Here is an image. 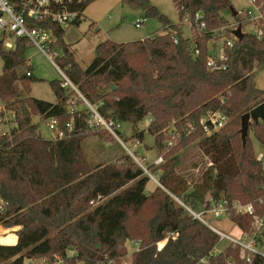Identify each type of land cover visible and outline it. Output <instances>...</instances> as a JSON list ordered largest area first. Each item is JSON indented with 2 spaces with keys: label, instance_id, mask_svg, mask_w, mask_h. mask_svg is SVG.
Listing matches in <instances>:
<instances>
[{
  "label": "trees",
  "instance_id": "obj_1",
  "mask_svg": "<svg viewBox=\"0 0 264 264\" xmlns=\"http://www.w3.org/2000/svg\"><path fill=\"white\" fill-rule=\"evenodd\" d=\"M92 1L75 0L68 9L81 12L82 19ZM172 1L179 20L185 12L202 11L208 30L229 24L226 14L233 17L230 0ZM120 2L141 9L145 17H156L162 33L127 42L101 41L82 68L64 43L66 28L51 23L61 51L54 63L89 103H100L98 111L106 120L136 125L150 119L145 131L161 149H166L167 129L176 127L181 138L164 152L156 166L157 186L150 192L149 176L128 154L115 163L90 166L82 150L86 134L114 138L105 130L88 131L85 110L69 112L71 94L59 80L49 81L55 102L31 96V84L38 78L25 74L32 71L25 57L30 43L18 39L8 50L0 42V102L15 113L13 128L0 136V200L5 203L0 225L18 227L16 243H0V264L54 255L64 264L105 259L114 264H196L200 259L207 264H264V256L256 252L249 260L242 258L233 242L215 252L219 235L188 210L209 209V199L236 200L251 204L254 214L264 218V169L249 137L250 130L264 147V123H249L244 144L240 134L241 115L264 103V90L255 84L256 72L264 65V34L258 39L243 32L224 49V68L212 70L207 66L208 32L184 37L180 23L171 22L150 0ZM213 111L223 113L227 122L206 135L199 120ZM35 115L56 119L63 136L44 138ZM71 119L69 130L66 123ZM133 137L142 142L144 132ZM194 141L209 160L196 175L183 164L188 150L178 153ZM154 166H145L151 175ZM227 218L242 233L251 232V215L231 212ZM131 240L138 242V249L128 254L126 242ZM258 243H264L260 235Z\"/></svg>",
  "mask_w": 264,
  "mask_h": 264
},
{
  "label": "built area",
  "instance_id": "obj_2",
  "mask_svg": "<svg viewBox=\"0 0 264 264\" xmlns=\"http://www.w3.org/2000/svg\"><path fill=\"white\" fill-rule=\"evenodd\" d=\"M75 0H0V42L5 49H13L16 44V40H26L30 43V47L35 48L38 52L43 54L61 73L59 79L60 86L70 92L67 108L70 113H78L85 110L88 113V119L86 121V127L88 131L105 130L113 138L115 137L120 141V136L117 131L120 130L121 123L106 120L98 111L99 104H91L86 97L79 91V89L71 82L67 77L63 69L58 67L54 60L60 56V48L56 44V37L50 27L51 23H55L61 28L68 29L73 24L81 19V12L76 10H69L68 5ZM79 1V0H78ZM249 6L245 10V18L243 20L230 21L229 24L221 26L216 29H207L206 21L202 11H195L193 14L185 12L179 22L186 25L191 33H205L208 32L211 38L208 42L210 48V58L207 61V66L212 70L224 68V61L227 60V56L224 53L225 48H231L238 38L233 34V31L240 26L242 32L243 25L250 26L248 32L252 33L256 38H261L264 34V2L259 0H247ZM238 14V13H237ZM237 16V15H236ZM144 19V18H143ZM144 20L137 19L135 26L140 27ZM220 61V62H219ZM27 76L32 75L31 70H26ZM15 113L0 102V136L7 134L14 126ZM47 126L54 138H60L63 136L61 130L57 126L56 119L49 118L46 120ZM148 122L150 119L147 120ZM227 122V117L217 111L209 112L199 120V125L202 131L206 135H210L213 131H216L223 127ZM66 127L69 130L73 129V120L71 119L66 123ZM168 139L165 141L166 149L172 147L181 138L180 132L176 127L167 129ZM114 138V139H115ZM122 141V140H121ZM123 142V141H122ZM136 144L139 141L136 140ZM130 156L143 168L146 175L151 177V174L143 166L139 159L134 156L133 153H129ZM256 159L262 164L264 169V151L256 154ZM163 162V154L156 156L150 164L155 166ZM210 201V208L199 210L198 212L188 209L194 218L199 219L206 225L210 224L204 219V216L209 214L214 218L228 217L231 212L246 213L252 216V229L250 233H242L240 230L239 238H231L219 231L211 228L219 235V242L216 245L215 252H219L221 247L220 242L228 241L236 243L240 246L241 257H246L249 260L250 253L256 252L264 256V243H258V236L264 226V218H258L254 214V209L251 204H242L239 201L227 202L226 200H220L215 202L212 199ZM92 203V201H91ZM4 202L0 200V212L3 211ZM166 240V239H165ZM162 242V241H161ZM161 242L158 243V247H162ZM138 249V242L133 241ZM134 251V250H133ZM72 253L73 251L70 250ZM132 251H128L130 254ZM40 264H64L62 259L56 255L52 259L38 258ZM98 264H114L113 259H105ZM196 264H207L206 259H200Z\"/></svg>",
  "mask_w": 264,
  "mask_h": 264
},
{
  "label": "rangeland",
  "instance_id": "obj_3",
  "mask_svg": "<svg viewBox=\"0 0 264 264\" xmlns=\"http://www.w3.org/2000/svg\"><path fill=\"white\" fill-rule=\"evenodd\" d=\"M230 2L238 13V19L243 20L246 16L245 10L249 6L248 1L230 0ZM150 3L156 6L171 22L180 23L182 35L190 38L191 30L186 25L179 22L178 12L172 0H150ZM226 16L230 21L235 20L234 17H230L227 14ZM137 19L144 20L140 27L135 26V21ZM91 22L94 23L90 25ZM242 29L244 32H248L250 26H245L244 24ZM160 32L161 23L159 20L153 16L145 17L141 9L122 4L120 0H93L84 10V18L81 19L80 24L66 29L63 40L69 50L73 52L74 61L82 68H85L93 59L95 47L101 41L106 39L114 42L134 41ZM25 56L28 63L32 66L33 75L38 78L37 81L31 84L30 95L49 102L55 101L56 98L49 85V81L59 80L61 78V73L33 47H28L26 49ZM1 73L2 60L0 58V74ZM255 84L258 88L264 90V65L256 72ZM75 86L78 88L77 85ZM80 92L84 95L82 91ZM147 120L148 119L144 118L136 125H132L129 122L121 123L119 136L123 142L121 140L118 141L115 137L114 140H110V138L105 136L101 137L94 134H86V137L82 141V150L89 165L95 166L97 164L115 163L117 160L124 159L125 154L129 155V153H133L143 166L150 165L152 159L158 155L164 154L166 149H161L156 146L153 136L146 133L145 128L148 123ZM34 121L39 124L40 134L46 139H52L53 135L47 126V121L41 119L39 115L34 116ZM138 131L144 132V139L142 142H139V144H136L137 139L133 137V134ZM249 137L252 139L255 154L261 152L259 144L250 130ZM183 150H188L187 157L183 161V164H186L185 170H188L191 174L196 175L203 166L209 164L208 158L201 156L199 150L196 148L195 141L189 143L185 148L179 149L178 153L182 154ZM143 153L146 154V157L141 156ZM192 162H197L198 165L191 168L190 164ZM149 169L153 175L149 177V181L146 185L147 192L152 191L155 185L157 186L156 180L160 172L156 166L150 167ZM175 203L177 204L179 201ZM148 209L144 210L142 214L147 215ZM199 210H202V207L195 211L198 212ZM204 219L212 228L220 233L234 239L240 237V229L227 217L214 218L212 215L207 214L204 216ZM263 228L264 226L262 229ZM16 230H18L17 226L7 228L0 225V243L5 242L2 239H9V234L16 235ZM132 242V240L126 242L128 251L136 249V245ZM228 244V241H223L219 243V246L223 249ZM23 264H40V260L25 259Z\"/></svg>",
  "mask_w": 264,
  "mask_h": 264
},
{
  "label": "water",
  "instance_id": "obj_4",
  "mask_svg": "<svg viewBox=\"0 0 264 264\" xmlns=\"http://www.w3.org/2000/svg\"><path fill=\"white\" fill-rule=\"evenodd\" d=\"M229 10L233 16L237 15V11L235 10V8L233 6H230ZM233 34L238 39L242 38L243 32H242L240 26H238L233 31ZM113 88L114 87L112 86V89ZM250 122H255V123L262 122V123H264V103H260V104L256 105L255 107L250 109L248 112H245L244 114L241 115V117H240V124H241L240 134H241L243 144L245 143V140H246V136L248 133Z\"/></svg>",
  "mask_w": 264,
  "mask_h": 264
},
{
  "label": "crops",
  "instance_id": "obj_5",
  "mask_svg": "<svg viewBox=\"0 0 264 264\" xmlns=\"http://www.w3.org/2000/svg\"><path fill=\"white\" fill-rule=\"evenodd\" d=\"M236 10V9H235ZM83 15H84V12H83ZM234 17V16H233ZM35 49V48H34ZM36 50V49H35ZM37 51V50H36ZM38 52V51H37ZM40 53V52H39ZM41 54V53H40ZM42 56H44L43 54H41ZM26 57V56H25ZM45 57V56H44ZM46 58V57H45ZM27 59V58H26ZM47 59V58H46ZM48 60V59H47ZM28 61V60H27ZM49 61V60H48ZM50 62V61H49ZM51 63V62H50ZM52 66H54L53 64H52ZM55 67V66H54ZM53 102H55V101H53ZM148 122V121H147ZM148 124V123H147ZM136 139V138H135ZM154 140V139H153ZM259 144V143H258ZM259 148H260V151H264V147L262 146H260V144H259ZM146 154H141V156H145ZM146 157V156H145ZM154 159V158H153ZM152 159V160H153ZM156 184H157V182H156ZM156 186V185H155ZM155 188V187H154ZM262 233H263V235H264V228L262 229V231H261V234H260V237L264 240V236L262 235ZM7 236V235H6ZM5 236V237H6ZM16 239H17V236L16 235H12V236H10L9 237V239H6V240H4L5 242L4 243H2V244H14V243H16ZM165 241L166 240H163L162 242H161V245L163 246L164 245V243H165Z\"/></svg>",
  "mask_w": 264,
  "mask_h": 264
}]
</instances>
